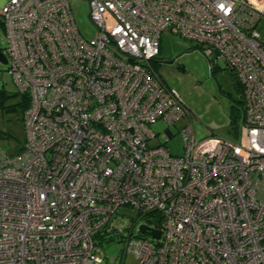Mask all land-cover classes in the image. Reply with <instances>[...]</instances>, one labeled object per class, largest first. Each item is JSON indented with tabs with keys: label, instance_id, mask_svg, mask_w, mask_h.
Listing matches in <instances>:
<instances>
[{
	"label": "built area",
	"instance_id": "1",
	"mask_svg": "<svg viewBox=\"0 0 264 264\" xmlns=\"http://www.w3.org/2000/svg\"><path fill=\"white\" fill-rule=\"evenodd\" d=\"M69 1L0 4L8 73L29 100L20 151L0 149V264H104L95 238L116 235L120 207L138 212L121 264H264V0H87L89 39ZM164 30L238 83L237 142L197 140L188 123L182 154L164 145L189 117L152 65ZM157 121L163 144H150Z\"/></svg>",
	"mask_w": 264,
	"mask_h": 264
},
{
	"label": "rangeland",
	"instance_id": "2",
	"mask_svg": "<svg viewBox=\"0 0 264 264\" xmlns=\"http://www.w3.org/2000/svg\"><path fill=\"white\" fill-rule=\"evenodd\" d=\"M3 0H0V3ZM69 6L75 26L82 37L91 38L96 31L88 18L87 0H70ZM264 42V17L257 26ZM6 38L0 16V49L4 52ZM153 68L165 84L173 89L188 109L189 117H182L174 125L168 126L171 137L164 143L172 155L183 153L182 126L191 123L195 139L209 135H218L237 142L242 128V96L239 85L229 71L221 65L220 69L211 70L204 54L195 48L192 42L184 40L169 30L160 35L159 55ZM0 88L8 98L0 102V149L7 154L15 153L24 142L25 132L22 112L8 107L19 102L16 85L8 73L7 64L0 62ZM156 134L150 144H163L167 125L157 121L150 125ZM138 218V212L129 207H120L111 224L117 228L111 238H95L99 242L98 254L104 258V264H121L117 260L122 248L120 233L128 234V226ZM143 220L138 219L136 227ZM119 232V233H118ZM122 264H140L139 260L127 254Z\"/></svg>",
	"mask_w": 264,
	"mask_h": 264
},
{
	"label": "trees",
	"instance_id": "3",
	"mask_svg": "<svg viewBox=\"0 0 264 264\" xmlns=\"http://www.w3.org/2000/svg\"><path fill=\"white\" fill-rule=\"evenodd\" d=\"M3 25V24H2ZM0 51H2L0 49ZM157 59V58H156ZM155 59V60H156ZM155 60H153V62H156ZM153 65V64H152ZM240 90V88H239ZM17 95L19 96V102H17L16 104H13L11 106H9L8 108L9 109H19L21 112L24 111V109L28 106L29 104V100H28V95L26 93H19L17 91ZM8 98V95L6 94L5 90L1 89L0 88V102H3L4 99ZM20 147L19 149L15 152V153H18L20 151ZM14 154V153H13ZM149 217V216H148ZM147 222L149 224H154V225H157L156 221L155 220H151L149 218H146ZM158 222V221H157Z\"/></svg>",
	"mask_w": 264,
	"mask_h": 264
},
{
	"label": "water",
	"instance_id": "4",
	"mask_svg": "<svg viewBox=\"0 0 264 264\" xmlns=\"http://www.w3.org/2000/svg\"><path fill=\"white\" fill-rule=\"evenodd\" d=\"M0 62L3 63V64H7V59H6V56L4 54V52L0 51ZM140 231L143 233L147 230V226L146 225H140ZM151 235H154L156 237L159 236V231L157 230H152L150 231Z\"/></svg>",
	"mask_w": 264,
	"mask_h": 264
},
{
	"label": "crops",
	"instance_id": "5",
	"mask_svg": "<svg viewBox=\"0 0 264 264\" xmlns=\"http://www.w3.org/2000/svg\"><path fill=\"white\" fill-rule=\"evenodd\" d=\"M1 3H2V1H1ZM1 3H0V4H1Z\"/></svg>",
	"mask_w": 264,
	"mask_h": 264
}]
</instances>
